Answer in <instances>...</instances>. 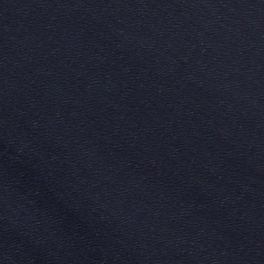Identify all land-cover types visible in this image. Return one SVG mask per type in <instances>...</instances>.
<instances>
[{"label": "water", "instance_id": "obj_1", "mask_svg": "<svg viewBox=\"0 0 264 264\" xmlns=\"http://www.w3.org/2000/svg\"><path fill=\"white\" fill-rule=\"evenodd\" d=\"M0 264H264V0H0Z\"/></svg>", "mask_w": 264, "mask_h": 264}]
</instances>
